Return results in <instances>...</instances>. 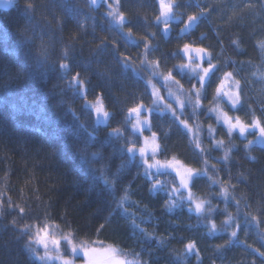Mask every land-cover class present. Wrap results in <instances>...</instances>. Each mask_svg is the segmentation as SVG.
Returning a JSON list of instances; mask_svg holds the SVG:
<instances>
[{
    "label": "trees",
    "instance_id": "trees-1",
    "mask_svg": "<svg viewBox=\"0 0 264 264\" xmlns=\"http://www.w3.org/2000/svg\"><path fill=\"white\" fill-rule=\"evenodd\" d=\"M115 1L14 0L0 8V264H42L29 230L45 224L71 233L78 244L112 246L139 264H264V143L257 142L256 132L228 136L208 111L218 107L246 124L254 118L264 124V0H177L183 17H197V31L168 41L156 20L157 0ZM108 4L124 14L122 28L107 15ZM145 43L150 51L142 64ZM186 43L207 49L219 69L195 114L187 102V77L175 70L186 63L180 52ZM153 61L159 62V76H153ZM170 70L184 86L183 92L177 85L175 90L186 108L182 115L175 111L193 132L158 111L149 116L148 129L134 132L128 110L141 103L152 108L148 81L164 95L160 78ZM225 72L240 82L236 110L220 98L213 101ZM77 74L85 82L84 97L73 81ZM97 97L110 113L106 124H97L85 106ZM114 129L119 136L111 135ZM152 132L161 149L157 159L175 156L188 167L207 168L208 175L192 186L198 199L210 201L203 214H193L174 196L178 206L169 210L167 193L173 183L178 186L176 178L145 176V166L127 152L143 146ZM219 140L222 148L215 147ZM155 180L165 188L152 191ZM221 184L229 188L227 205ZM125 193L128 200L120 207ZM229 213L230 226L224 224ZM189 242L195 250L186 254Z\"/></svg>",
    "mask_w": 264,
    "mask_h": 264
},
{
    "label": "snow or ice",
    "instance_id": "snow-or-ice-1",
    "mask_svg": "<svg viewBox=\"0 0 264 264\" xmlns=\"http://www.w3.org/2000/svg\"><path fill=\"white\" fill-rule=\"evenodd\" d=\"M100 0H91L93 5L98 4ZM104 3H108V0H103ZM119 3V0H117ZM31 7V5H28ZM109 8H112L111 4H108ZM172 11H173V4L172 3H165V0H160V13L156 17L157 23L163 22L165 24L164 33L165 35L168 34L169 28L168 23L169 20L172 18ZM108 16L112 18V22L117 27H123L126 24L125 16L123 13H118L116 9H112V11L107 13ZM197 20L196 16H189L188 21L185 24V29L182 31L187 30L193 23ZM128 39H131L132 33L129 30ZM264 47V45H261ZM144 59L141 61L142 64H147V56L150 51V47L147 43L144 45ZM180 52L183 54V58L186 59V63H182L180 65L175 66L176 74L181 76V78L187 77V83L190 85V89L187 93V102L193 108V114H195L196 110L201 108V93L207 87H209L213 83V77L216 76V73L219 71L217 66L212 63L211 54L207 51V49L202 47H193L191 44H184L183 48L180 49ZM176 55V54H173ZM129 57L124 56L123 58V68L128 69L131 65L128 63ZM205 61L207 62V66H204ZM153 76L161 75L155 69L159 68V62L153 61ZM61 69H67V64H61ZM135 71V69H133ZM77 76L73 77V81L75 86L77 87V91H80L83 95L86 92L84 87V81L80 80ZM232 79L231 72H225L223 77L219 79L218 84L215 87V94L213 96V101H218L221 97H227L228 102L231 104V110H236L237 106L240 104V82L238 80L234 81L235 90L234 91H227L226 88L228 87V83ZM164 86L168 87L170 81H174L175 84L178 86L179 90L183 92V84L179 79H175L173 71L170 70L166 75H163ZM149 86L152 88V108L146 109L144 104L141 103L135 107H132L128 110V121L131 122L132 120L135 123L132 124V129L134 132H142L143 128L149 125V120L147 118L141 119V116L147 112L149 115H152L156 112L157 108L159 107L160 102H162L163 98L159 95V89L156 87L155 84L148 81ZM169 96H176V103L179 106L180 114L182 115L186 105L184 100L180 98L179 95L173 93L171 89L168 90ZM90 107L94 110L96 116V122L99 123H107L108 120L111 118L109 111H107L99 97L96 98L95 102L90 104ZM165 108L171 112L172 116L180 120V116L177 115L175 109L172 108L170 104L165 105ZM209 112L216 114V122L220 124L222 122L223 126L227 129V135L232 136L234 132H238L241 137L246 136V134L251 132H258L259 137L261 140H264V124L261 123L259 119L254 118L251 124H246L245 122L241 121L239 117L233 119V117L229 116L228 112H224L220 110L218 107H209ZM180 123L183 125L185 129L189 133L193 132V128L189 126L186 120H180ZM215 129L209 125V134L214 135ZM111 135H120L119 129H114ZM157 134L152 132L151 136V144L149 143V139L146 137L144 140L143 146L139 147L138 152L139 156L142 160L143 165L145 166V176H152L154 175L151 170L155 169L156 173H160L162 171H171L175 173V177L178 179L179 184L178 186L173 183V187L170 191H168V203L167 207L171 210L174 207H177L178 204L175 200H172V196H176L178 200L182 202H188L190 204L189 211H195V213L199 216L204 213L205 205L210 203V201L200 200L198 199L193 191L192 186H194L195 182L202 176H207V168L203 170L194 169L192 167H188L184 165L181 161L177 160L175 156L171 159H164L160 160L157 159V155L161 152L160 145L156 142ZM260 142V141H257ZM252 141H249L251 144ZM224 144L223 140L216 141L215 147L222 148ZM196 148H200L199 140L195 141ZM203 151V150H202ZM127 152L131 153L135 156L137 149L135 145L127 147ZM149 153L151 154L149 156ZM96 153H93V156H96ZM223 159L225 162L229 159V151H225ZM151 160L152 162H149ZM207 164V160L204 161ZM104 180L105 184H108L109 181L106 177H101ZM212 180V183H219L212 179L211 176L208 177ZM165 185L160 182L159 180H155L153 183L152 191H159L164 189ZM220 196L224 199L225 205H227L228 197L230 195L229 188L221 184L220 186ZM128 200V195L122 197L120 201V207L124 206V202ZM227 208L225 207V211ZM21 212L24 211L23 208L20 209ZM127 211V209H125ZM211 211V209H209ZM234 217L231 213L228 214L227 219L224 221L225 225L230 226L232 224ZM255 219V217L253 218ZM133 226L138 227L133 220ZM25 229H28L30 226L25 225ZM216 224L214 222L210 225V232L214 233L216 231ZM239 227V225H237ZM232 237L237 236L236 231L231 232ZM63 240L67 242V245L71 252L70 258H64L60 256V239L56 238L54 235H49V226L45 224L43 227L36 228L33 237L31 238V243H35L41 247H43L44 254L39 256L40 260H44L45 258L51 259L52 257L49 254L50 246L55 248L57 251V259L62 261V264H75L77 258L82 259V264H139V261H125L122 259H116L115 254L117 250L109 246L107 249H100L97 247H92L88 244H76L72 239V234L68 233L64 237ZM95 243V242H94ZM186 254H191L195 250V243L189 242L186 246ZM35 252V249H32ZM197 258L199 257L198 250H196Z\"/></svg>",
    "mask_w": 264,
    "mask_h": 264
},
{
    "label": "rangeland",
    "instance_id": "rangeland-1",
    "mask_svg": "<svg viewBox=\"0 0 264 264\" xmlns=\"http://www.w3.org/2000/svg\"><path fill=\"white\" fill-rule=\"evenodd\" d=\"M109 2L111 1V2H116L115 0H108ZM176 1L177 0H165V3L167 4V3H172L173 4V11H172V18L169 20V23H168V27L170 28V30H171V32H170V34H171V36H174V37H177L178 36V31L181 29V28H183V26L187 23V21H188V18L187 17H183L182 16V12L180 11V10H176ZM103 2V0H100V2L98 3V4H100V3H102ZM157 2H158V7H159V10H160V0H157ZM13 3H14V0H0V8H9V7H11L12 5H13ZM112 9L113 8H109V11H112ZM158 25L160 26V30L161 29H163V28H165V24L163 23V22H160V23H158ZM197 31V25H196V23H195V25H194V31L191 33V34H193L194 32H196ZM190 34V35H191ZM263 52H264V47H263ZM160 83H162V85H163V92H164V95H160V91H159V95L163 98V100H162V102H160V104H159V107L157 108V110L156 111H158V112H160V113H170L171 114V112L170 111H168L166 108H165V105H168V104H170L171 106H172V108L173 109H177V111H179L180 112V109H179V106L177 105V103H176V96H169L168 95V90H169V88L171 89V91L173 92V93H176L177 95H179L180 96V94L178 93V92H176V84H175V82L174 81H170L169 82V84H168V87H165L164 86V81H163V78H160ZM226 90L227 91H234L235 90V84H234V81L231 79V81L228 83V87L226 88ZM151 91H152V88H151ZM79 93H80V95H81V97H84L85 96V93L82 95L81 94V92L79 91ZM180 98L182 99V100H184L183 98H182V96H180ZM221 100H224V101H227L228 102V100H227V97H221L220 98ZM102 101V100H101ZM95 102V101H94ZM94 102H85V106L87 107V108H89L92 112H93V114H94V118H95V121H96V116H95V112H94V110L90 107V104H92V103H94ZM102 103H103V101H102ZM229 103V102H228ZM103 105H104V103H103ZM149 114L147 113V112H145L142 116H141V119L143 120V119H145V118H147L148 120H149ZM97 123V122H96ZM133 123H135V121L134 120H132L131 121V129H132V124ZM98 124V123H97ZM221 124H222V122H221ZM148 127H149V125L147 126V127H145V128H143V131L144 130H146V129H148ZM133 130V129H132ZM142 131V132H143ZM142 132H136V133H142ZM238 133V132H237ZM256 138L258 139L257 141H260V142H258V143H260V144H263L264 143V140H261V138L259 137V134H258V132H256ZM149 143L151 144V139H149ZM144 144V143H143ZM130 155H131V157H133V158H135V159H137L138 161H140L141 163H142V160H141V158H140V156H139V152H138V149H137V152H136V154H135V156H133L131 153H129ZM151 154L149 153V156H150ZM149 162H152L151 160H149ZM143 164V163H142ZM151 172L153 173V174H160V173H170V174H172L174 177H175V173L174 172H171V171H162V172H160V173H156V170L155 169H152L151 170ZM176 178V177H175ZM176 181H177V184H179V181H178V179L176 178ZM174 197H175V199L177 200V197L174 195ZM187 205H188V207H190V204L188 203V202H185ZM193 214H195V215H197L196 213H195V211H191ZM36 228H38V227H33L32 229H30L29 230V233L31 234V237H33V234H34V232H35V230H36ZM49 235L50 236H52V235H54L56 238H58V239H60V256H62V257H64V258H70L71 257V252H70V249H69V247H68V245H67V242L65 241V240H63L62 239V237H64L65 235L64 234H62L56 227H54V226H49ZM75 243V242H74ZM76 244H78V243H76ZM32 245H33V249H35V258L39 261V262H41L42 264H62V261L60 260V259H57L56 257H57V251H56V249L55 248H52L51 246H50V249H49V254H50V256L52 257L51 259H48V258H45L44 260H40L38 257L39 256H42L43 254H44V249H43V247H41V246H39V245H37V244H35V243H32ZM100 249H107V248H100ZM192 253H194V251L192 252ZM115 257H116V259H122V260H124L122 257H120L119 256V254L116 252V254H115ZM125 261H127V260H125ZM75 264H82V259L81 258H77L76 259V261H75Z\"/></svg>",
    "mask_w": 264,
    "mask_h": 264
},
{
    "label": "water",
    "instance_id": "water-1",
    "mask_svg": "<svg viewBox=\"0 0 264 264\" xmlns=\"http://www.w3.org/2000/svg\"><path fill=\"white\" fill-rule=\"evenodd\" d=\"M194 25H195V23H193V24H192L187 30L182 31V29H185V25H184L183 28H181V29L178 31V38H179V39H182V38H184V37L189 36V35L194 31ZM168 28H169V27H168ZM170 32H171V30H170V28H169V32H168V34L165 35V33H164V28L161 29V36H162V39H163L164 41H168V40H169V38H170V36H171Z\"/></svg>",
    "mask_w": 264,
    "mask_h": 264
}]
</instances>
